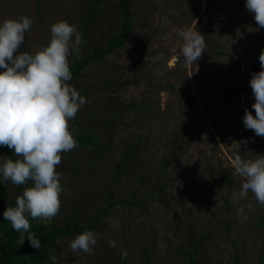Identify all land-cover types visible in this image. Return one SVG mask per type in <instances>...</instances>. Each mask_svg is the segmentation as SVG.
Here are the masks:
<instances>
[{"label":"rangeland","instance_id":"rangeland-1","mask_svg":"<svg viewBox=\"0 0 264 264\" xmlns=\"http://www.w3.org/2000/svg\"><path fill=\"white\" fill-rule=\"evenodd\" d=\"M36 1L3 0L0 17V22H3L17 13H22V16H28L34 21L28 41L32 50H39L50 42L51 26L64 20L59 10L60 3L65 1L68 5L70 2L59 0L51 12L43 10L44 22L40 23L37 19ZM150 1L158 6L154 8V18L156 23L160 22L164 34L151 52L144 59L138 58V61L144 72L155 73L154 76L162 78L167 84H173L175 89L147 91L150 92L149 96H153L152 100L157 102L155 118L147 117L143 126L135 125L131 132L120 131L112 138L113 145L105 151L99 148H76L63 153L57 172L74 166L77 160L89 161L98 157L103 164L98 167L93 164L96 169H92V176L85 181L83 188L80 186L81 190L87 192L89 200L94 201L97 196L94 190L102 182L97 168H101L100 171L108 168L111 170L119 160V153L123 152L126 138L131 137L134 142L136 137H142V162L136 166V170L143 173H136L134 164H131V171L116 184V196L134 194L141 198L154 191H158L160 196L138 206L116 205L111 214L104 217L99 227L94 230L97 243L91 254L72 252L70 242L76 236H71L54 243L56 258L62 264H190L188 256L180 252L187 251L190 246L185 226L189 219L200 231L209 234L201 251L199 250L201 264L229 263L237 252L232 241L238 246L240 264H264V223L260 224V217L264 216V206L256 201L251 192L246 199L232 200L230 210L224 198V194L228 193L227 173H234L233 155L243 152L250 159L264 155V137L257 136L254 131L245 127L244 114L236 125L232 126L230 123L245 105L250 106L248 109L255 115L252 109L255 97L250 87L254 72L233 71L234 64L227 53L234 54L243 62H256L264 50V28L257 25L254 14L246 9V0ZM166 2H173L174 5H165ZM181 3L182 8L174 7ZM143 4V0H136L134 9L139 13L145 12L147 9L145 7L142 10ZM187 4L193 7L192 12H197L194 20L185 21L186 17L181 12ZM161 6L168 8L171 13L177 9L180 20L185 22V28L198 31L196 24L200 22L203 26L216 28L219 35L213 41L214 46L206 47L196 63H184L179 71L173 68L182 56L180 49L184 42L175 32L177 20L164 13ZM149 7L150 5L148 10ZM240 24L246 25L247 30H240ZM256 29L255 34L253 30ZM249 31L254 33L259 42L249 37ZM132 50H124L120 59H128L129 51ZM94 70L97 71V66ZM202 74L210 77L204 83L200 82ZM89 75L86 72L68 83L79 91L85 84V77ZM93 90L86 97L87 103L79 111L88 114L86 116L92 115L93 119L80 121L72 133L75 136L83 127L95 128L100 132L101 138L108 141L107 124L101 123V119L105 117L101 111L97 112L98 95ZM104 96L107 100L112 98L110 95ZM190 102L195 109L201 110L204 119L198 116L195 121L192 120ZM215 124L225 129V139L216 135ZM242 141L247 142L240 144ZM2 156L8 155L3 152ZM167 158L171 160L168 170L170 177L161 171L160 165ZM141 176L146 182L141 183ZM0 180L4 187L5 202L10 206L11 199L19 194L18 186L5 181L2 176ZM169 180L170 183H166ZM241 182V178L234 175L235 192L239 191ZM164 185L166 191L160 192V187ZM93 204L88 203L80 211L69 204L68 210L72 209L75 215L90 217L95 213L91 206ZM107 205L108 202L103 203V207ZM241 208L243 214L238 215ZM226 221L230 222L229 230ZM108 240L115 241L116 246L110 247ZM145 249H149V258L145 257ZM122 250L127 252L125 259H121ZM113 253L118 258H112Z\"/></svg>","mask_w":264,"mask_h":264},{"label":"trees","instance_id":"trees-1","mask_svg":"<svg viewBox=\"0 0 264 264\" xmlns=\"http://www.w3.org/2000/svg\"><path fill=\"white\" fill-rule=\"evenodd\" d=\"M58 1H36L37 19L40 23L44 22V11L51 12ZM2 2L3 0H0V17ZM143 2L145 5H142L144 7L142 10L144 11L145 7L147 9L143 13H139L137 9H134L136 0H70L68 5L65 4V1L60 3L61 7L59 10L63 19L75 24L83 36L79 57L75 54L69 56L72 80L86 74V72L90 73L89 77H85V84L78 92L86 98L95 89L98 95L97 112L101 111L103 113L105 118L101 119V123L102 125L106 123L108 128V141H104L98 130L83 127L74 136L78 142L77 148L81 150L85 148L107 150L110 145H113L112 138L119 134L120 131L128 130L131 132L135 125L143 126L147 117L155 118V112L158 111L156 110L157 102L152 100L153 96H149L150 92L147 91L160 92L175 89L173 84H167L162 78L154 76L155 73L144 72L142 70L143 66L138 61V58L144 59L151 52L155 43L164 34L160 27V22L156 23L154 18V8L158 6L156 4L153 5L150 0H143ZM209 2L211 1L209 0ZM148 5H150L149 10ZM165 5L173 6L174 4L173 2H166ZM174 7L182 8L183 4L181 3V5ZM160 8L164 13L169 14L172 19L177 20L175 32H178L180 28H185V22L180 20L177 9L171 13L168 8L163 6ZM192 9L191 4H187L181 10L186 17L185 21L196 18L197 12H192ZM21 16L22 13H17L13 18ZM242 25H239V29L242 31L247 30L245 29L246 25ZM196 29L198 30L197 32L204 36L206 47L214 46L213 41L219 37L215 30L216 28L203 26L198 22ZM253 31L255 33L257 29ZM254 33L249 31V37L252 40H256ZM29 34L30 32L25 33V42L21 46L20 51L35 53L38 49H31L28 43ZM256 41L259 42L258 40ZM128 49H133L129 51L128 59H120L122 52ZM227 54L230 56V61L234 64L233 71L235 72L241 70L258 72L261 70L259 58L256 62H243L236 58L234 54L230 52ZM184 63L183 56H180L173 69L176 71L181 70V66ZM96 66L97 71L94 70ZM208 78H210L208 75L202 74L200 75V82L204 83ZM104 95H110L112 98L107 100ZM190 105L193 112L192 120L195 121L198 116L204 119L201 110L199 108L195 109L192 102H190ZM249 107L245 105L237 113L230 121L232 126L236 125L240 116L245 114V108L248 109ZM86 115L88 114H84L82 111L78 112L75 119L69 121L70 130L73 131L74 128H77L82 120L92 121V115ZM215 125L216 135L225 139L227 137L225 129L219 124ZM141 142L142 137H136L134 142L131 141V137L126 138L124 148H122L123 152L119 153L120 157L115 166L111 170L108 168L105 171H100L101 168H97L99 169L98 173L102 176V182L94 190L97 194L94 201L89 200L87 192H84L81 188L85 185V181L92 176V169H96V167L103 164L98 157H94L89 161L77 160L74 166L60 172L61 185L63 188L70 189V194L61 193L60 198L63 205L61 204L59 214L47 221L29 217L31 224L29 231L40 239V248L32 247L27 239L28 233L14 231L10 222L4 219L3 213L8 205L4 199V187L1 186L0 180V264H62L56 258L53 250L55 242L66 237L77 236L85 230L94 231L102 223L103 218L108 217L111 214V210L118 204L123 207L138 206L141 203H146L159 197L158 191L146 194L141 198L135 197L134 194L116 196V184L125 174L131 171V164H134L136 173H143L136 170V166H139L142 162L140 158ZM3 152L13 157V159L16 158L13 150L0 146V156L3 155ZM235 155L236 153L233 156ZM239 155L245 157V159H250L248 156H244L243 152H239ZM93 164L97 166L94 167ZM160 165L161 171L170 177L168 172L171 165L170 158L161 161ZM227 174L229 178L228 193L224 194V198L230 210L232 205L231 195L236 191V188L233 185L234 173ZM65 177L67 178L66 182ZM144 182H146V179L141 176V183ZM166 183H170V180ZM30 186H32L31 181L25 185L18 186V193L20 194L22 190ZM159 190L160 192H165L166 185L160 187ZM100 194L102 197H99ZM16 197L11 199L10 206H15ZM104 202H108L105 207H103ZM88 203H94L91 206L95 209V213L90 217L75 215L72 209L68 210L69 204L73 205L72 208L75 207L80 211L82 208L87 207ZM260 220V224L264 223V216L260 217ZM225 224L229 230L230 222L226 221ZM185 226L187 227V241L190 246L187 251L180 250V252L188 256L190 264H201L198 255L199 250L201 251V247L205 244L209 234L206 231H200L189 219ZM232 243L237 252L227 264H240L238 246L236 242L232 241ZM144 253L146 258L150 257L149 249H145ZM112 258H118V256L113 253Z\"/></svg>","mask_w":264,"mask_h":264},{"label":"clouds","instance_id":"clouds-1","mask_svg":"<svg viewBox=\"0 0 264 264\" xmlns=\"http://www.w3.org/2000/svg\"><path fill=\"white\" fill-rule=\"evenodd\" d=\"M245 7L254 14L257 25L264 28V0H246ZM33 23L28 16L0 22V146L13 150L16 157L0 156V176L16 186L32 182L3 216L14 231L28 233L32 247L40 248V239L29 231V217L45 221L56 217L60 212L61 193L70 194V189L61 185L57 166L62 153L78 147L69 121L75 119L87 100L68 83L72 80L69 56L79 57L82 33L75 24L60 20L51 26L47 46L35 53L21 52L25 33L31 31ZM177 34L184 42L180 53L185 64L196 63L205 52L204 36L192 28H180ZM259 63L261 70L254 72L250 80L255 115L245 108L243 123L257 136L264 137V50L259 55ZM232 166L234 175L242 182L231 199H246L251 192L264 206V155L245 159L236 154ZM64 179L66 182L67 178ZM242 214L241 208L238 215ZM96 243L97 234L85 230L70 242V249L91 254ZM107 243L110 247L116 246L113 240ZM126 257L127 252L122 250L121 259Z\"/></svg>","mask_w":264,"mask_h":264}]
</instances>
